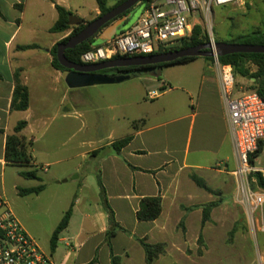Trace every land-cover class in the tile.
<instances>
[{
	"label": "crops",
	"instance_id": "crops-1",
	"mask_svg": "<svg viewBox=\"0 0 264 264\" xmlns=\"http://www.w3.org/2000/svg\"><path fill=\"white\" fill-rule=\"evenodd\" d=\"M57 5L72 11L68 0H0V197L8 200L9 190L19 195L20 188L35 187L20 172L40 168L47 174L54 165L71 161L73 140L80 134L78 154L95 158L94 178L98 185L102 180L116 221L126 231L119 229L109 237V214L100 186L89 202L88 192L78 187L75 197L62 198L60 218L72 204L73 211L55 250L51 238L48 247L39 245L42 250L55 264H112L113 256L120 258L119 264H147L139 241L145 239L170 245L153 264L170 256L182 262L183 244L174 235L184 215L182 207L209 195L191 175L209 186L214 182L228 188L238 166L216 60L197 57L161 67L155 76L72 88L66 83L68 72L52 65V49L71 32L51 30L59 17ZM99 13L96 5L94 18ZM16 73L29 90L25 110L12 108ZM147 83L157 87L149 89ZM152 91L159 95L152 98ZM21 121L26 122L21 134L30 143L32 156L28 167L10 164L5 156L7 137ZM128 136L131 140L118 153L113 143ZM65 172L59 178H65ZM156 196L162 199L160 216L138 220L141 200ZM10 208L31 235L30 214L17 215ZM196 211L192 219L200 222V210ZM58 216L53 217L51 237L61 221L55 223ZM192 219L189 214L188 222Z\"/></svg>",
	"mask_w": 264,
	"mask_h": 264
},
{
	"label": "rangeland",
	"instance_id": "rangeland-1",
	"mask_svg": "<svg viewBox=\"0 0 264 264\" xmlns=\"http://www.w3.org/2000/svg\"><path fill=\"white\" fill-rule=\"evenodd\" d=\"M68 1L70 2L69 9L75 15L86 16L87 20L95 17L93 11L97 5L96 0ZM116 1L109 0V4L113 5ZM242 3V5H214L210 22L197 16L193 23L194 25L201 24L207 35V42L210 40L227 42L258 29L264 30V0H245ZM137 8L138 6L135 7V10ZM126 22V15L119 16L100 30L94 37L93 43L103 44V41L124 29ZM250 66L252 70L256 69L255 65ZM144 75L155 76L153 74ZM254 84V79L237 77L236 86L239 91L253 90ZM147 87L153 89L157 85L156 83L154 85L147 83ZM88 92L91 91L83 90V94ZM78 138H80V134L74 137L71 161L54 165L47 174L39 168L38 172L42 180L25 179L29 185H45V190L40 195L23 196L9 190L7 196L10 206L17 215L30 214L27 217L31 225L29 233L42 247L44 245L48 247L53 229V217L57 213L59 214L55 222L57 223L63 215L64 210L62 207L60 208L62 198L68 195L75 197L77 188L84 187L83 190L88 192L89 202L94 199V193L99 190L93 171L96 167H92L95 158L90 156L88 159H83L82 155L78 154L81 151L76 147ZM62 171H66L65 178L58 176ZM211 185L210 187L216 190L217 194L202 188L204 193L209 195L201 196L192 204L182 207L184 215L177 224L174 235L178 236V241L183 244L184 261L176 262L170 256L160 264H264V206L255 212H250V209L242 202L240 184L235 175L231 187L222 188L214 182ZM258 185V182L250 183L252 190H257ZM260 188L262 189V187ZM211 202H216L217 205L212 208L210 220L204 225L202 224V207L186 209V207L203 206ZM196 210H200L198 213L201 217L200 222L192 219L195 215L193 212H197ZM189 214L192 221L188 222ZM160 244L164 245L165 251L162 254H165L170 249V245L168 243Z\"/></svg>",
	"mask_w": 264,
	"mask_h": 264
},
{
	"label": "built area",
	"instance_id": "built-area-1",
	"mask_svg": "<svg viewBox=\"0 0 264 264\" xmlns=\"http://www.w3.org/2000/svg\"><path fill=\"white\" fill-rule=\"evenodd\" d=\"M245 0H152L137 21L102 45L81 55L82 64H93L115 56L154 54L179 45L201 16L210 22L214 5ZM220 92L234 135L238 162L233 172L240 184L242 202L255 212L264 206V189L252 190L250 183L264 180V99L255 90L239 91L233 66L216 59ZM159 92L152 91L155 98ZM263 144V150L255 155ZM0 264H55L28 234L13 214L9 202L0 197Z\"/></svg>",
	"mask_w": 264,
	"mask_h": 264
},
{
	"label": "trees",
	"instance_id": "trees-1",
	"mask_svg": "<svg viewBox=\"0 0 264 264\" xmlns=\"http://www.w3.org/2000/svg\"><path fill=\"white\" fill-rule=\"evenodd\" d=\"M96 1H97L99 11H100L98 16H100V15H103L109 12L112 8L123 3L125 0H117L115 4L113 5L109 4V0H96ZM151 1L152 0H142L140 3H138L137 10H134L131 17L127 19L126 27L124 29H121L119 32H122L129 26L133 25L139 18L143 9ZM56 8H57L59 17L56 23L54 24V26L51 28V30L54 32H64V31L71 30L70 34L66 38L61 40L58 44L62 42H67L70 37L79 33L88 23L92 21V20H85L83 18L78 17L72 11L67 10L66 8L62 6L57 5ZM128 12L130 11H127L126 14ZM77 22H79V24H77ZM111 22H109L108 24H110ZM93 40H94V37L77 45L75 48L67 49L65 51L66 57L72 62L82 64L81 55L85 53L86 51L92 49V47L95 45L93 43ZM207 40L208 38H207V35L203 27L201 26V24L197 23L194 25L192 34L188 38L182 40V42L179 45L172 47V48H168V49H159L155 51L154 54L198 46L204 43H208L209 41L207 42ZM227 42L245 43V44H264V30L258 29L251 33L238 36L237 38H234ZM58 44L52 49V55H53L52 65L60 70L68 72L69 69L62 66L60 62L58 61V58H57ZM28 47L30 46H27V48ZM134 56H140V55H134ZM118 57H129V56H115L114 58H118ZM195 58L197 57L195 56L182 57L172 62L161 63L157 65L129 66V67H122V68L106 69L101 72H104V73L105 72L107 73L109 72H115V73L135 72L140 69L150 68L154 66L165 67L169 65L185 63V62L192 61ZM207 59L213 60L214 58L207 57ZM218 59L223 64H230L233 66L236 79L237 77L249 78L251 80L254 79L255 84H254L253 90L257 91L259 95L264 99V53H234V54H228L225 56H220ZM250 65H255L256 69L252 70ZM15 80H16V84H15V89H14V94H13V99H12V108L16 110H25L29 106V90H28V87L22 83L19 73H16ZM25 125H26L25 121L19 122L16 125L14 132L8 135L7 142H6V155L5 156H6V160L10 164L28 167L30 166V163L32 162V156L29 152L30 143L27 144L25 142L26 140L25 137L21 134ZM130 140H131V136L118 140L113 143V147L119 153L121 149L126 144H128ZM262 150H263V144L259 147V149L257 150L254 156L260 154ZM20 174L24 178H27V179L42 180L41 176L38 173V169L25 170V171L20 172ZM257 177H258L259 186L264 189V180L259 175ZM191 178L194 180V182L199 187L213 194L218 193L216 190L211 188L203 178L195 174L191 175ZM99 186L102 191L104 206L109 214V222H110V230L108 232L109 237L114 235L116 231L119 229L126 231L116 221L115 213L108 203L105 187L100 178H99ZM44 188H45L44 184H40L38 186L31 187V188H20V194L21 195H27V194H32V193L38 194ZM216 205H217L216 202H211L203 206H193L191 208L186 207V209L192 210L196 207H202L203 209L202 210L203 211L202 224L204 225L207 221L210 220L211 210ZM72 211H73V204L65 212L63 218L61 219L56 229L54 230L52 237H51L52 251L55 250L61 233L67 228L71 215H72ZM161 211H162V199L160 196L145 197L140 202V208L137 211V219L140 221H152L160 216ZM139 241L145 249L147 264H153L154 260L160 254L164 253L165 251L163 244H160V243L150 244L146 242L145 239H139ZM119 263H120V258L117 256H113L112 264H119Z\"/></svg>",
	"mask_w": 264,
	"mask_h": 264
},
{
	"label": "water",
	"instance_id": "water-1",
	"mask_svg": "<svg viewBox=\"0 0 264 264\" xmlns=\"http://www.w3.org/2000/svg\"><path fill=\"white\" fill-rule=\"evenodd\" d=\"M142 0H125L112 8L109 12L100 15L88 23L79 33L57 46V58L60 64L69 69L66 83L72 88H80L95 84L118 83L144 74L158 75L161 67L154 66L140 69L135 72L110 74L101 72L106 69L122 68L129 66L157 65L172 62L182 57H212L215 60L220 56L234 53H264V44L230 43L224 41H209L198 46L155 53L149 55L118 57L93 64H80L69 60L65 51L95 37L109 22L119 16L131 17L133 9ZM127 11H130L126 14ZM79 24V22H77Z\"/></svg>",
	"mask_w": 264,
	"mask_h": 264
},
{
	"label": "bare ground",
	"instance_id": "bare-ground-1",
	"mask_svg": "<svg viewBox=\"0 0 264 264\" xmlns=\"http://www.w3.org/2000/svg\"><path fill=\"white\" fill-rule=\"evenodd\" d=\"M228 4H240V5H242L243 3L241 1H233V2H230ZM228 4H226V5H228ZM222 6H225V5H222Z\"/></svg>",
	"mask_w": 264,
	"mask_h": 264
},
{
	"label": "flooded vegetation",
	"instance_id": "flooded-vegetation-1",
	"mask_svg": "<svg viewBox=\"0 0 264 264\" xmlns=\"http://www.w3.org/2000/svg\"><path fill=\"white\" fill-rule=\"evenodd\" d=\"M135 10V8L133 9V11Z\"/></svg>",
	"mask_w": 264,
	"mask_h": 264
}]
</instances>
